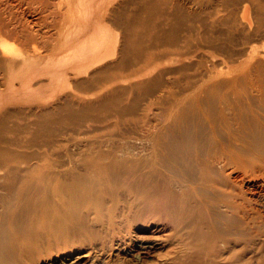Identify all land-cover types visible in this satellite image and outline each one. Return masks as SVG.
<instances>
[{
  "label": "bare ground",
  "instance_id": "1",
  "mask_svg": "<svg viewBox=\"0 0 264 264\" xmlns=\"http://www.w3.org/2000/svg\"><path fill=\"white\" fill-rule=\"evenodd\" d=\"M140 1L116 19L96 14L110 0H57L52 38L0 1V264H142L170 239L154 264H264V1ZM71 49L89 73L73 97L30 94Z\"/></svg>",
  "mask_w": 264,
  "mask_h": 264
},
{
  "label": "rangeland",
  "instance_id": "2",
  "mask_svg": "<svg viewBox=\"0 0 264 264\" xmlns=\"http://www.w3.org/2000/svg\"><path fill=\"white\" fill-rule=\"evenodd\" d=\"M0 1H1V7H4V6L9 7L10 10L12 11V13L16 16V18L19 19L20 22H22L26 27H28L33 32H36L38 34H43L46 38H52V37L57 35L58 20H60L62 17V15L60 13L66 14L64 12L65 5L63 6L61 12L55 10V6H57V0H49L46 3V6L44 4H42V2L40 0H7V1L6 0H0ZM86 2L87 1H85L84 3H86ZM96 2H97V0H96ZM107 3L110 6L109 5L105 6V4H104L103 7H102V5H100L99 8L96 9V14L98 16H99V14H101V16L105 18L106 15L108 14V13H106L105 8H108L109 11L111 10L110 14H112V17H114L116 19H118V18L123 19L126 16L129 17V15L131 13H137L140 10L139 8H141V6L143 4V3H141L140 0H113V1L110 0V2H107ZM77 6L78 5H73V7H74L73 9L74 10L76 9V11H73V15H72L73 17H77L76 16L77 15V9L78 10H79V8L81 9V6H78V7ZM132 10H134V11H132ZM73 20L71 22V21H67V19H66V21L63 23L61 28L62 29L64 28V31H66L68 29H70V31H72L74 29V31H75L74 27L77 26L76 23L78 22V20H77V18L76 19L74 18ZM161 23L164 27L169 26V21H168V19H166L165 16L161 17ZM205 24L207 25V27L205 26ZM64 26H66V28ZM72 26H73V29H71ZM187 26L190 29H194L193 32H195L197 30L202 31L204 28H206L207 29L206 31H208L210 34H212L214 32L213 31L214 29H218V28H215L216 26L214 28H210V26H208L207 20L205 22L196 20V22H194V23L192 21ZM186 31H187V27L185 28V30L183 31V33L181 35L183 36L185 33H187ZM111 33H112V35H110V41L112 42L115 39V37H117V38H119L120 44H121V36H120L121 30L118 29L117 27L113 26V25H110V34ZM5 41H7L6 44L10 45V47L13 51H16L18 53L21 52L22 54H24V51H25L24 45L18 37L6 38ZM261 44H262V42L258 43V45H261ZM36 45L38 46V49H40V47L42 45L40 42V39L38 40ZM71 48H73V47H71ZM73 50L72 49L69 50L70 53H69V51H67V52L63 51L60 54L53 56L55 58H53V61L51 63L54 62L56 65L49 64V66L43 68V70H47L48 73L53 76V77L51 76L52 77L51 78L52 79V85L55 87L53 88V87H47L46 86V84L50 80L49 75L37 76V77H35V79H33L31 81L32 83H29V84L26 83L25 84V87L31 91L30 94L35 95L36 94L35 91H36L39 93L38 94L39 97L47 98L48 96H50V94L55 89L59 88L61 84H63L64 86H66L68 84L69 89H65L64 91L60 92L57 95L56 99L49 100V104H55L58 101H62L64 99H68V98L70 99V95H72L71 92L73 90L74 83L89 77V73H86V74L76 73L77 72L76 69L78 70L80 68L79 67L80 62H78V61L82 55V52L80 50H77V51L76 50L73 51ZM71 51H72V53L74 52L73 55H71L72 54ZM65 53H66V56H65ZM61 54L64 55L63 56L64 60H62L61 57H60L61 58V60H60L59 55H61ZM45 60H47V59L44 58L43 62ZM56 61H58V62H56ZM62 74H63V76H62ZM82 74H84V76ZM21 83L22 82H20L17 79L14 81L13 87H14L15 91L18 92L21 90V88H22ZM126 85L127 84L122 85V86H126ZM0 88H2V87H0ZM71 97H73V95ZM86 99L90 100V98H86ZM19 106H22L21 108L27 107V105H25V104L23 105L22 103H20ZM90 123L91 122H87V123H85V125H90ZM91 125H92V123H91ZM118 125L120 127L125 126L124 120L118 119ZM68 126H70V125H64L63 126L64 128H62V130H65L66 134H64V135L61 134V136H57V139H61L62 136H64V137L72 138L73 141L77 142V140L82 138V134L79 133L80 132L79 130H76V128L74 130V128H72L74 126H71V127H68ZM94 133H97V132H94ZM95 135H93V137H91V138H96ZM141 227L145 228L146 226L142 225ZM160 242L161 243L158 246L154 247L153 252H151L150 256H144L142 258V262H141L142 264H154V263L158 262L159 259L164 261V258L169 256L167 254L172 252V250L177 247L175 245L174 241L171 239L165 240V241H160ZM82 261L83 260H81V262ZM132 261H133V259H129L128 264H132ZM66 262L68 264V263H71L72 261L69 260V258H68V261H66ZM55 264H58V262Z\"/></svg>",
  "mask_w": 264,
  "mask_h": 264
}]
</instances>
